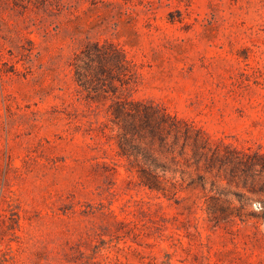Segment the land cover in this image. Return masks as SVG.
<instances>
[{"label":"rangeland","instance_id":"obj_1","mask_svg":"<svg viewBox=\"0 0 264 264\" xmlns=\"http://www.w3.org/2000/svg\"><path fill=\"white\" fill-rule=\"evenodd\" d=\"M235 150L264 153V0H0V264H264Z\"/></svg>","mask_w":264,"mask_h":264},{"label":"trees","instance_id":"obj_2","mask_svg":"<svg viewBox=\"0 0 264 264\" xmlns=\"http://www.w3.org/2000/svg\"><path fill=\"white\" fill-rule=\"evenodd\" d=\"M127 109L128 108L126 107V105L123 104V108L121 105L120 111L124 112ZM148 113L149 115H153L152 112ZM146 122L147 125H149L151 131H154V129L158 127V125L162 129L168 128L171 130H179L176 118L167 113H163L161 115V117L159 118V123L156 127L152 125L153 121L147 119ZM133 134H135V132ZM228 155L229 156L227 157L234 167V172L231 174V177H229V181H236L237 184L244 187L247 192L258 195L257 198L251 196H246L245 198L244 196H242L243 199L240 198L241 205H235V207L237 209H241V207H243V205H246L249 200L253 201L255 199H259L261 200L263 207V211H261V214L264 216V153L260 151L235 150V152ZM159 167H163V165L160 166L157 164H151L145 168H142L141 177L143 183L152 189L163 191L165 195H169L168 191H173V193H176V190L172 189V187L169 186V180L166 178H162V175L159 172ZM174 186L176 185L174 184Z\"/></svg>","mask_w":264,"mask_h":264}]
</instances>
